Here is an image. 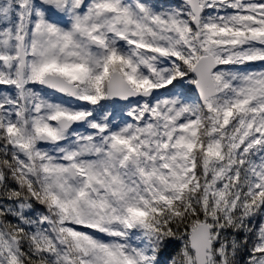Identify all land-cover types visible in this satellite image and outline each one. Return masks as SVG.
Returning <instances> with one entry per match:
<instances>
[{"label": "snow or ice", "instance_id": "snow-or-ice-1", "mask_svg": "<svg viewBox=\"0 0 264 264\" xmlns=\"http://www.w3.org/2000/svg\"><path fill=\"white\" fill-rule=\"evenodd\" d=\"M0 264H264V0H0Z\"/></svg>", "mask_w": 264, "mask_h": 264}]
</instances>
